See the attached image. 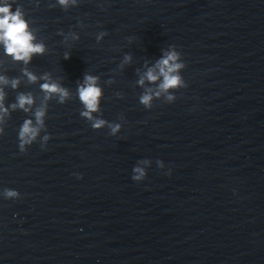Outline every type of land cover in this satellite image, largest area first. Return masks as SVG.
Listing matches in <instances>:
<instances>
[{"label":"water","instance_id":"95a60500","mask_svg":"<svg viewBox=\"0 0 264 264\" xmlns=\"http://www.w3.org/2000/svg\"><path fill=\"white\" fill-rule=\"evenodd\" d=\"M8 2L47 51L25 64L0 43V75L20 81L0 85L10 113L0 124V264H264V0ZM70 32L79 40L65 41ZM171 46L187 87L167 103L155 96V65ZM85 73L102 90L92 115L120 124L116 135L81 117ZM45 74L70 97L47 102V132L22 153L18 131L35 123ZM21 92L34 96L28 113L10 107Z\"/></svg>","mask_w":264,"mask_h":264},{"label":"clouds","instance_id":"9594fccd","mask_svg":"<svg viewBox=\"0 0 264 264\" xmlns=\"http://www.w3.org/2000/svg\"><path fill=\"white\" fill-rule=\"evenodd\" d=\"M59 6L67 10L70 5L76 6L78 0H57ZM55 6V5H52ZM64 35L63 32L60 33ZM107 33L101 32L97 35V41L102 39ZM71 37L73 40H79V35L70 32L65 35V41ZM0 43L4 44L6 55L11 56L15 61H23L25 64H28L32 61L34 55H44L47 51L46 46L43 42H36V37L33 35V32L30 30L29 24L25 19V14L22 11L21 6H17L16 10H12V3H9L8 0H4V3L0 5ZM175 46H171V50L164 53V56L159 59L155 65V68L159 69V74L163 76V82L159 84V91L155 93V96L158 98L161 93H166V102L172 103L177 97L174 95V92H169L170 89L178 90L180 88H186L187 84L182 79L179 74V70L185 68V64L180 61L181 53L175 50ZM70 58V54L66 53L64 59L67 60ZM131 60V54H126L124 57V62L128 63ZM23 75L28 78L30 83H36L38 77L26 69L23 71ZM146 79L149 82L157 81L158 77L154 74V69H149L147 71ZM42 79L45 80L44 83L40 85L41 91L45 94L44 101L39 107L35 108L33 116L35 118V123L33 119H25L18 131V141H19V150L20 152H26L28 146L32 145L37 141L39 133L45 128L44 117L47 113V102L53 98V96L58 97V102L64 104L66 100L70 97L69 90L62 86L60 83L51 80L50 76L45 74ZM98 77L85 73L83 77V82L79 83L77 86V95L79 101L84 106V110L80 112L81 117L87 118L89 121H92V128L99 130L105 125L110 127L111 135H116L121 129L120 124H108L107 121L103 119H97L93 117V113L99 111L100 97L102 95L101 87L98 86ZM11 84L12 89H16L20 83L18 78H12L9 80L6 76L0 75V85ZM138 83L143 86L144 78H141ZM119 95V94H118ZM122 98V96H121ZM154 95L151 89L144 92L140 98V103L147 109L152 108V101ZM5 93L2 87H0V124L4 122L5 116H9V109L4 105ZM34 96L31 93H19L16 96V102L10 105L11 109L16 110L17 108L23 110L24 113L31 111L32 106L34 105ZM26 105L28 107H26ZM4 134V128L0 127V135ZM50 135L46 134L43 137L45 143H41V147H44ZM142 163H148L147 160L141 161ZM157 164L160 168L164 167L162 161H157ZM134 175L133 180L139 182L145 179L147 173L144 168L135 166L133 169ZM77 178H82L78 176ZM3 196L6 199H17L20 197V193L14 189L5 188L3 190Z\"/></svg>","mask_w":264,"mask_h":264}]
</instances>
